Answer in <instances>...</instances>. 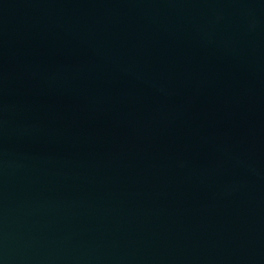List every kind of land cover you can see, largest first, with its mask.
Instances as JSON below:
<instances>
[{"label":"water","instance_id":"water-1","mask_svg":"<svg viewBox=\"0 0 264 264\" xmlns=\"http://www.w3.org/2000/svg\"><path fill=\"white\" fill-rule=\"evenodd\" d=\"M0 264H264V0H0Z\"/></svg>","mask_w":264,"mask_h":264}]
</instances>
